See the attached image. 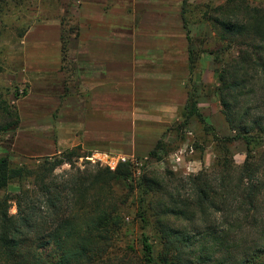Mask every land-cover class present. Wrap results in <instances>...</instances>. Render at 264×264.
<instances>
[{
	"label": "trees",
	"instance_id": "obj_1",
	"mask_svg": "<svg viewBox=\"0 0 264 264\" xmlns=\"http://www.w3.org/2000/svg\"><path fill=\"white\" fill-rule=\"evenodd\" d=\"M202 12L222 45L211 56L226 57L216 91L235 138L222 143L245 142L244 165L219 158L216 171L168 173L169 182L144 175L135 186L131 163L77 167L90 156L81 146L34 168L0 157V190L20 186L0 200V264H264V5L228 0ZM189 41L195 66L204 41ZM17 110L0 95V135L19 126ZM187 110L205 123L195 95ZM166 149L159 141L150 156ZM65 165L71 171L56 175ZM133 209L138 234L127 225Z\"/></svg>",
	"mask_w": 264,
	"mask_h": 264
},
{
	"label": "crops",
	"instance_id": "obj_2",
	"mask_svg": "<svg viewBox=\"0 0 264 264\" xmlns=\"http://www.w3.org/2000/svg\"><path fill=\"white\" fill-rule=\"evenodd\" d=\"M68 7L69 19L36 23L24 37L27 112L58 121L57 135L69 138L36 155L53 157L67 142L135 156L188 116L194 95L205 118L221 112L219 100L213 115L202 109L209 105L202 90L219 86L216 73L190 63L189 38L206 37L189 25H207L189 20L193 1L73 0ZM62 22L73 26L65 50Z\"/></svg>",
	"mask_w": 264,
	"mask_h": 264
},
{
	"label": "rangeland",
	"instance_id": "obj_3",
	"mask_svg": "<svg viewBox=\"0 0 264 264\" xmlns=\"http://www.w3.org/2000/svg\"><path fill=\"white\" fill-rule=\"evenodd\" d=\"M194 2V7L189 8V17L191 21L201 22L203 8L205 5L218 7L226 3L228 0H189ZM254 5H264V0H248ZM68 5H73V0H0V95L9 105L17 107L20 116V124L8 133L0 135V157L8 156L12 164L16 167L23 165L32 168L38 167V160L41 157L36 154H44L47 152L48 142L57 144L58 140L68 137H59L57 135L56 120H46L41 112H27L25 97L29 93L28 79L25 71V34L36 23H52L56 25V21L69 19L71 9ZM71 10V11H70ZM68 12V15L65 13ZM62 33L64 42L67 47L70 42L69 32L73 28L70 24H63ZM51 29V28H49ZM195 33H201L206 38L196 39L204 41V47L198 62L197 70L202 69L201 66L209 67L212 72L221 67V61L225 59V55L215 58L211 56V52L215 53L217 49H221L222 45L215 41V33L209 25H197L191 23L189 25ZM208 37V38H207ZM203 51L206 55H203ZM199 72H196L199 73ZM199 76V74H197ZM212 77V75H211ZM217 77V76H216ZM27 79V80H26ZM198 85V83H197ZM203 100L208 102L207 106L202 109L208 113L214 114V101H218L219 97L216 88L211 87L209 90L204 88ZM208 99H207V98ZM197 99V96H196ZM207 99V100H206ZM19 103V104H18ZM221 106V105H220ZM210 110V111H209ZM202 111V110H201ZM198 108V114L202 115L205 123L198 120L197 115H193L191 119L184 117L180 123L168 129L159 140L167 145L166 151L158 152L159 156H150L157 146H147L146 151L131 156L122 153H113V157L126 159L124 163H131L134 171V178L131 184L137 186L139 180L144 176H148L160 181L169 182L168 173L182 178L187 175H197L201 171H216V165L219 158L233 163L235 166H243L247 154L248 146L243 141H236L232 144L225 145L223 140L235 138V134L231 131L229 125L221 110L213 118H205ZM0 118H3L0 112ZM49 127V128H48ZM48 128V129H47ZM51 132V134H44ZM63 147H59L60 152L73 149L71 143L62 142ZM90 156L86 159H80L77 167H101L98 163H94L91 158L97 152L84 150ZM264 151V150H263ZM101 153V152H99ZM110 153V152H109ZM106 154V153H105ZM46 158V157H45ZM121 164V165H122ZM71 171L70 165H65L56 172V175H63L64 172ZM261 177L264 179V166ZM25 187H29L28 184ZM20 191L17 184L11 185L6 190H0V200L7 194H16ZM16 208L11 210L12 214H16ZM264 215V210L262 211ZM136 210L127 212V225L131 231L139 233V224L135 218ZM264 221V218H263ZM250 236V241L253 240Z\"/></svg>",
	"mask_w": 264,
	"mask_h": 264
},
{
	"label": "built area",
	"instance_id": "obj_4",
	"mask_svg": "<svg viewBox=\"0 0 264 264\" xmlns=\"http://www.w3.org/2000/svg\"><path fill=\"white\" fill-rule=\"evenodd\" d=\"M89 159L94 163L109 168L111 171H116L122 163L126 162L124 158L113 157L105 153H96Z\"/></svg>",
	"mask_w": 264,
	"mask_h": 264
}]
</instances>
